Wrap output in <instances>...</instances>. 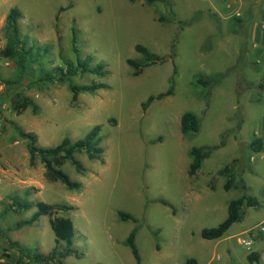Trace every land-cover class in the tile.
Here are the masks:
<instances>
[{"label":"rangeland","instance_id":"1","mask_svg":"<svg viewBox=\"0 0 264 264\" xmlns=\"http://www.w3.org/2000/svg\"><path fill=\"white\" fill-rule=\"evenodd\" d=\"M170 1L171 6L146 0H0V49L7 41L6 16L18 7L23 35L50 48H35L44 54L38 61L43 67L63 64L60 53L77 60L75 28L81 55L92 54L107 70L104 76H75L74 83L105 86L81 92L74 103L68 82L40 80L33 62L20 77L15 63L0 56V262L18 259L10 240L44 253L56 245L48 215L15 227L37 207L3 213L10 198L19 196L74 206L57 213L73 220V246L83 252L65 257L66 264H136L126 242L136 226L141 264H186L189 258L198 264H255L248 259L252 252L260 254L257 264H264V0ZM137 44L167 60L133 75L127 60L143 57ZM175 66L174 93L143 110L150 95L170 87ZM200 76L214 81L204 85ZM22 97L33 99L37 110L16 112ZM186 111L200 118L198 132L181 131ZM97 124L103 159L83 151L76 158L84 173L71 161L62 166L82 182L78 190L49 180L40 158L31 165L28 139L16 128L36 134L37 144L47 147L65 137L80 139ZM258 138L263 148L254 150L250 143ZM202 145L219 147L190 176V150ZM227 165L231 171L221 173ZM244 193L259 204L245 206L242 220L222 237L204 238L202 230L223 222L230 201ZM120 210L137 221L121 220ZM249 236L250 248L241 243Z\"/></svg>","mask_w":264,"mask_h":264},{"label":"trees","instance_id":"2","mask_svg":"<svg viewBox=\"0 0 264 264\" xmlns=\"http://www.w3.org/2000/svg\"><path fill=\"white\" fill-rule=\"evenodd\" d=\"M164 2L171 6L170 0H146L147 3L153 2ZM65 8H60V11ZM23 17V12L18 7H11L6 16V44L0 49V56L9 59L15 63L17 70L19 71L20 77L24 74L27 69V63H37L39 70L41 71L40 80L44 82H68L69 89L72 91V101L76 103L78 96L81 92H94L99 88L105 86L102 82H93L91 84H77L74 83L73 79L75 76L84 75L86 73H94L100 76H104L107 73L105 69L106 65L103 62H94V56L92 54L81 55L80 49L77 43V31L73 30V50L77 54V60H70L65 58L60 53L63 64H57L52 66L50 69H46L42 66L39 61L40 56H44L40 51L45 50L49 52V47H42L36 43L30 42L28 36L23 35L20 19ZM160 21H165L167 18L164 16L159 17ZM168 21V20H167ZM38 48L40 51L35 50ZM136 50L140 52L143 57L141 59L127 60V63L133 68V75L138 76L143 73L144 69L148 66L163 63L167 58L152 52L148 47L143 44H137ZM178 70L174 67V74L171 77L170 87L159 93L158 95H150L147 100L142 103L143 110H147L149 105L156 99H162L166 96L172 95L175 91V77ZM214 77H209L207 80L202 76L198 77V82L204 85L209 84ZM8 83L12 81L7 80ZM260 87L264 88V80L260 83ZM32 107L33 110H37V105L30 97H22L18 99L14 104L16 112L21 113L27 108ZM115 121V120H113ZM19 134L28 139V150L30 154V164L35 165L36 159L40 158L46 168V177L51 181H62L69 189H80L82 182L74 181L70 176L62 169V166L67 162L71 161L76 169L84 173L85 168L80 160L76 158V153L86 151L89 158L91 159H103L104 148L101 145L102 135L100 124L95 125L84 137L72 141L70 137H65L59 144L55 146H39L37 144V136L32 132H26L19 126L16 127ZM200 129V118L192 111H186L181 117V131L184 134L195 133ZM154 140L153 142H155ZM219 145H202L194 146L190 150L192 161L188 168V174L190 176L195 175L202 167L203 161L210 157L214 150ZM250 147L254 150H261L263 148V140L258 138L250 143ZM231 171V165L225 166L221 173ZM233 174L231 173L228 178L226 188L232 184ZM246 188V186H244ZM164 204H170L168 201L163 200ZM259 204L258 199L251 194L244 193L242 196L232 199L228 205V215L226 219L221 222L218 226L204 228L202 230V236L206 239H217L222 237L230 227L237 221H241L244 215V207L257 206ZM33 207H37L34 214L25 220L16 222V228H22L25 225H32L43 215L50 217V225L55 234V247L49 252H41L38 248H32L28 245H24L19 241H11L10 246L17 250L18 259L15 264H66L64 258L70 255H83V252L73 246L74 239L76 236V227L73 220L68 216L59 215L60 211H67L74 209V206L67 204H50L45 201H31L29 199H23L21 197L12 196L10 202L5 206L3 213L9 211L21 212L23 210H29ZM119 217L123 221L133 220L137 221V218L129 212L120 210L118 212ZM137 226L134 227L127 237V244L131 248L133 256L136 260V264H141L142 258L139 249L136 244ZM65 242L66 246L61 249L60 243ZM260 258L258 252H252L248 255V259L251 262H256ZM0 264H12L11 262L1 261ZM95 264H102L100 262ZM186 264H198L196 258H189Z\"/></svg>","mask_w":264,"mask_h":264},{"label":"built area","instance_id":"3","mask_svg":"<svg viewBox=\"0 0 264 264\" xmlns=\"http://www.w3.org/2000/svg\"><path fill=\"white\" fill-rule=\"evenodd\" d=\"M264 229V227H263ZM253 239L251 236H249L248 238H242L241 243L244 244L245 246H247L248 248H250L253 245Z\"/></svg>","mask_w":264,"mask_h":264},{"label":"crops","instance_id":"4","mask_svg":"<svg viewBox=\"0 0 264 264\" xmlns=\"http://www.w3.org/2000/svg\"><path fill=\"white\" fill-rule=\"evenodd\" d=\"M0 199H1V196H0ZM9 202H10V201H9ZM9 202H8V203H9ZM8 203H7V204H8ZM7 204H6V205H7ZM6 205H5V206H6ZM5 206H4V208H5ZM4 208H3V210H4Z\"/></svg>","mask_w":264,"mask_h":264}]
</instances>
